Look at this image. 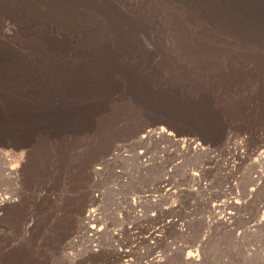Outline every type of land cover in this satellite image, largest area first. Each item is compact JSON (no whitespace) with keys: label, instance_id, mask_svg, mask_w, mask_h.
<instances>
[{"label":"rangeland","instance_id":"374dc122","mask_svg":"<svg viewBox=\"0 0 264 264\" xmlns=\"http://www.w3.org/2000/svg\"><path fill=\"white\" fill-rule=\"evenodd\" d=\"M0 204V264H264V0H0Z\"/></svg>","mask_w":264,"mask_h":264},{"label":"bare ground","instance_id":"6f19581e","mask_svg":"<svg viewBox=\"0 0 264 264\" xmlns=\"http://www.w3.org/2000/svg\"><path fill=\"white\" fill-rule=\"evenodd\" d=\"M157 136H158V138H159V136H161V137H166L167 136V138L170 137V135L167 132L163 131L162 129H156V128L148 130V131H145V135L143 137L146 138L147 140L148 139L151 140V139L156 138ZM169 139L174 140L173 138H169ZM188 143H189V145L192 144L193 147H194V145H195V147L198 145L197 143L192 142V141H189ZM0 205H2V204H0ZM95 217H96V209H90L88 211L87 215H86V223H85V225L93 222ZM229 218L230 217H228L227 219H229ZM91 228H93V227H91Z\"/></svg>","mask_w":264,"mask_h":264}]
</instances>
